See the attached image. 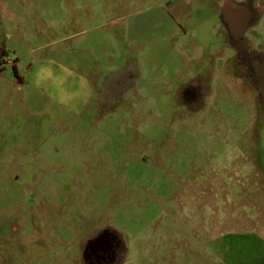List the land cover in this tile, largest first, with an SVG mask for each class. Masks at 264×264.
Masks as SVG:
<instances>
[{"label":"rangeland","instance_id":"obj_1","mask_svg":"<svg viewBox=\"0 0 264 264\" xmlns=\"http://www.w3.org/2000/svg\"><path fill=\"white\" fill-rule=\"evenodd\" d=\"M253 2L188 18L176 0H29L36 87L4 146L26 174L0 203L57 250L33 264L249 258L264 234V58L225 21Z\"/></svg>","mask_w":264,"mask_h":264},{"label":"crops","instance_id":"obj_2","mask_svg":"<svg viewBox=\"0 0 264 264\" xmlns=\"http://www.w3.org/2000/svg\"><path fill=\"white\" fill-rule=\"evenodd\" d=\"M223 1L176 0L172 10L177 16L190 18L194 13L203 16L208 12V7L209 9L211 6L216 8ZM28 2L29 0H0V191L9 186L12 187L17 182V178H20L23 173L26 174L24 168H20L19 171L13 170V167H16L14 165L20 167L22 165L20 162H24L19 151L16 148L11 149L12 146H4L11 145L10 134L19 127L20 124L17 121L20 117L24 119L23 123L27 126L28 117L24 112L27 114L29 112L28 101L34 95L36 87L33 83L36 73L32 67L36 62L30 56L33 50L27 36L29 25H31L28 20L30 16ZM251 6V9L246 11L236 8V6H230L232 9L225 21V30L229 34L226 39L239 38L240 40L238 39V42L234 44L235 47L237 46V50H244L249 55H258L264 58V0H255ZM247 21L249 27L243 31ZM236 32L240 34L243 32V35L236 37L234 35ZM1 54L3 55L1 56ZM17 162L19 164H15ZM6 176L10 177L9 181L6 180ZM10 194L11 192L8 190L3 194L0 193V202L8 200ZM1 204L0 264H33L47 253L50 254L53 251L54 254H57V250L52 247L50 240L42 232L35 230V232L19 235L17 233L18 223L22 219L20 220L19 217L17 223L14 222V216H11ZM32 216L34 221H27L26 224L40 222L35 213ZM220 229L223 230L222 226ZM228 243L231 245L230 241ZM81 246L83 247V243ZM252 248L253 250L245 262L239 260L237 256L228 261L226 256L225 263L264 264V234L257 235Z\"/></svg>","mask_w":264,"mask_h":264},{"label":"water","instance_id":"obj_3","mask_svg":"<svg viewBox=\"0 0 264 264\" xmlns=\"http://www.w3.org/2000/svg\"><path fill=\"white\" fill-rule=\"evenodd\" d=\"M262 74H264V69H263V72H262Z\"/></svg>","mask_w":264,"mask_h":264},{"label":"trees","instance_id":"obj_4","mask_svg":"<svg viewBox=\"0 0 264 264\" xmlns=\"http://www.w3.org/2000/svg\"><path fill=\"white\" fill-rule=\"evenodd\" d=\"M3 54H1V56H2Z\"/></svg>","mask_w":264,"mask_h":264}]
</instances>
